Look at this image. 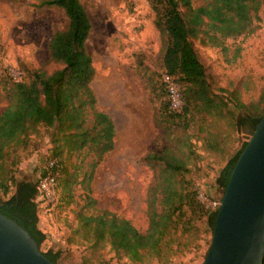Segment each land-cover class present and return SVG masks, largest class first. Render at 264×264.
<instances>
[{
  "label": "rangeland",
  "instance_id": "rangeland-1",
  "mask_svg": "<svg viewBox=\"0 0 264 264\" xmlns=\"http://www.w3.org/2000/svg\"><path fill=\"white\" fill-rule=\"evenodd\" d=\"M39 1L0 0L2 79L19 65L27 75L37 69L49 73L62 66L50 58L47 44L51 33L66 25V16L61 8L40 6ZM81 1L92 23L86 40L95 67L90 85L98 108L114 121V146L104 154L88 183L72 185L69 201L60 185L53 199L40 193L34 198L38 227L45 233L39 248L59 250L58 264H198L212 234L204 214L197 213L191 219L190 233H181L180 226L178 238L172 245L166 244L159 256L143 249L140 260L114 250L108 241L93 244L90 237L75 230L76 214L81 209L87 213L107 209L129 219L141 231L147 228L146 193L153 171L142 156L156 144L154 108L166 100V83L176 82L166 75L161 64L160 34L148 0ZM193 43L212 91L228 100L236 117L244 115V108L237 101H256L264 87V0L253 17L252 31L225 37L221 45L203 43L199 38ZM5 104L0 97V112ZM173 105L179 106L177 102ZM52 130L41 125L29 133L25 145L7 148L8 159L13 161L11 173L16 179L41 177L51 153ZM189 131L194 135L197 157L185 177L197 187V198L205 207L214 208L210 202L220 200L224 190L216 178L229 157L250 136L248 125L242 123L235 130L228 119L203 117L199 113L191 121ZM77 158L74 152L66 155L62 163L72 171ZM85 162L80 169H85ZM60 169L61 166V176ZM13 190L12 185L6 194L0 190V197H8ZM87 193L92 199H87Z\"/></svg>",
  "mask_w": 264,
  "mask_h": 264
},
{
  "label": "trees",
  "instance_id": "trees-1",
  "mask_svg": "<svg viewBox=\"0 0 264 264\" xmlns=\"http://www.w3.org/2000/svg\"><path fill=\"white\" fill-rule=\"evenodd\" d=\"M148 1L160 34L164 72L181 85V103L174 107L166 83V100L153 111L158 128L156 144L142 156L153 171L146 193L148 226L141 231L129 219L107 209L97 213L81 209L76 214L75 229L90 237L93 244L108 241L114 250L132 260H140L143 249L159 256L166 244L170 246L178 238L176 233L180 226L181 233L192 231L190 221L197 213L206 215V222L213 229L217 207H205L197 198V187L185 177L197 157L192 140L194 135L189 131L197 114L228 119L235 130L240 124H246L251 133L264 113L263 87L256 101L249 104L237 101L245 114L236 117L228 100L212 91L205 66L193 43L199 38L203 43L221 45L225 37L252 31L253 17L262 0ZM38 5L59 7L66 16V25L55 29L47 44L50 58L62 66L49 73L37 69L27 75L19 65L21 79L15 80L9 73L6 78H0V97L6 102L0 112V190L6 194L10 185L14 187L8 197H0V212L25 228L39 245L45 238V233L38 227L34 199L39 194V179H16L11 173L13 161L8 159L7 148L25 145L29 133L37 131L41 125L52 128L51 153L41 177L50 172L55 179L56 191L60 185L69 201L72 185L88 183L104 154L113 148L115 124L106 111L98 108L90 85L95 67L86 40L92 23L82 1L40 0ZM245 144L246 141L220 170L216 182L222 188ZM74 152L78 158L72 171H68L62 162L66 155ZM51 160L54 162L49 165ZM84 160L85 169H80ZM86 197L92 199L89 193ZM42 252L58 264L59 250Z\"/></svg>",
  "mask_w": 264,
  "mask_h": 264
},
{
  "label": "water",
  "instance_id": "water-1",
  "mask_svg": "<svg viewBox=\"0 0 264 264\" xmlns=\"http://www.w3.org/2000/svg\"><path fill=\"white\" fill-rule=\"evenodd\" d=\"M264 256V113L237 157L199 264H262ZM0 264H56L30 233L0 212Z\"/></svg>",
  "mask_w": 264,
  "mask_h": 264
},
{
  "label": "built area",
  "instance_id": "built-area-1",
  "mask_svg": "<svg viewBox=\"0 0 264 264\" xmlns=\"http://www.w3.org/2000/svg\"><path fill=\"white\" fill-rule=\"evenodd\" d=\"M9 74L15 80H19L22 77V71L18 66L16 67V70H14L13 72H10ZM167 87L169 90V95L171 98L172 105L174 102H177L180 106L181 94H180L179 85L176 82L168 81ZM53 162L54 161L51 160L49 162V165H52ZM37 188H38V192L40 194L44 195L45 197H47L49 199H53L56 195V186H55L54 176L50 172H48L44 176L40 177L38 180ZM219 202H220V200L218 199V200L211 201L210 204L212 207L215 208V207H218Z\"/></svg>",
  "mask_w": 264,
  "mask_h": 264
}]
</instances>
